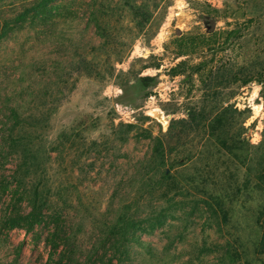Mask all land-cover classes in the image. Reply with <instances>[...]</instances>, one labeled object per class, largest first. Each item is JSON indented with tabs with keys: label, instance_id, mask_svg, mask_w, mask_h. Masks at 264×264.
Returning <instances> with one entry per match:
<instances>
[{
	"label": "rangeland",
	"instance_id": "1",
	"mask_svg": "<svg viewBox=\"0 0 264 264\" xmlns=\"http://www.w3.org/2000/svg\"><path fill=\"white\" fill-rule=\"evenodd\" d=\"M141 1L0 0V264H50L43 228L4 224L13 204L28 210L36 183L76 198L65 211L80 259H94L80 264H96L119 219L137 230L109 251L117 264H263L264 76L220 89V103L240 112L234 144L192 132L166 150L168 171L154 139L201 101L209 78L170 76L181 58L163 43L175 29L203 32L208 2L222 10L217 26L238 31L219 38L214 64L239 73L264 56V0H170L148 39L136 28ZM142 75L154 80L144 86Z\"/></svg>",
	"mask_w": 264,
	"mask_h": 264
},
{
	"label": "trees",
	"instance_id": "2",
	"mask_svg": "<svg viewBox=\"0 0 264 264\" xmlns=\"http://www.w3.org/2000/svg\"><path fill=\"white\" fill-rule=\"evenodd\" d=\"M169 5L170 0L141 1V7L136 10L141 14V19L136 22V28L141 37L148 39L157 32L164 17L156 18L155 13L160 10L164 12ZM221 11V9L205 2V11L199 15L205 27L203 32L194 34L191 29H175L169 39L163 43L164 52L169 53L173 61L181 58L170 68V76L184 75L187 80L192 73L201 74L204 71L209 76L207 83H204V92L206 93H203L201 101L198 104L189 105L185 117L172 119L168 130L154 139L155 152L159 153L158 155L162 158L163 165L167 166L168 171L172 167L166 164L171 151L168 152V156L165 153L166 150H172L170 145L173 144L175 150L186 146V138L192 132L202 133L208 138L215 137L221 146L226 147L228 142L234 144L236 139L229 136L231 128L234 127L235 115L240 112L230 105L220 103L218 100L220 89L233 84L246 85L264 76V56L258 57L260 62H254L248 68L240 69L239 73L233 71L234 67H223L224 71L220 74L222 67L220 69L214 64L217 60L215 59L216 52L221 46V43L218 42L219 38L224 34L227 35V38L228 36L237 37L238 34L235 27L227 30L216 25L222 18L220 17ZM225 17L224 20H226ZM104 24L99 20L95 22L100 36L105 39L111 34H108V29ZM225 24L230 25L231 23L225 21ZM104 45L106 46V44ZM194 55L200 57V60L191 64L190 57ZM160 65V62H156L147 65L146 68H159ZM153 80L154 76L151 75L139 77V81L144 86H148ZM8 136L12 137V135ZM19 185H21V181H19ZM40 188L41 185L36 183L33 191L29 194L27 211H21L20 206L16 207L17 205L13 204L12 207L15 209L7 210L4 224L9 228H22L26 233L33 232L37 227L43 228L44 235L39 238L50 248V264H80L82 261L93 263L94 259H90L91 257L90 260L88 258L80 259L82 252L77 245L78 237L74 233V223L65 211V205L68 202L73 203V200L75 202L76 198L73 197V194H68L67 188L63 189L61 185L57 187L55 194H52L51 191L40 190ZM18 195V192L13 194L15 197ZM78 201L80 202L79 197ZM259 224L261 234L256 246V253L264 256V216L259 220ZM136 227L137 224L132 222L129 224L123 219L110 223L109 231L105 233L102 242L104 251L96 259V264H117L118 259L113 253L109 254V251L113 249L121 253V247L129 240V234L130 236L134 234L133 232L137 230ZM98 250L99 248L95 251L97 255L99 254Z\"/></svg>",
	"mask_w": 264,
	"mask_h": 264
}]
</instances>
